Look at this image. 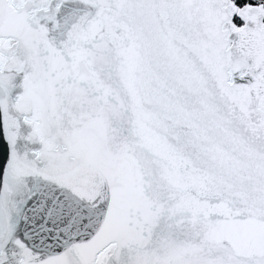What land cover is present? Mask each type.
Here are the masks:
<instances>
[{
	"label": "snow or ice",
	"instance_id": "6c2138e0",
	"mask_svg": "<svg viewBox=\"0 0 264 264\" xmlns=\"http://www.w3.org/2000/svg\"><path fill=\"white\" fill-rule=\"evenodd\" d=\"M0 264H264V0H0Z\"/></svg>",
	"mask_w": 264,
	"mask_h": 264
}]
</instances>
